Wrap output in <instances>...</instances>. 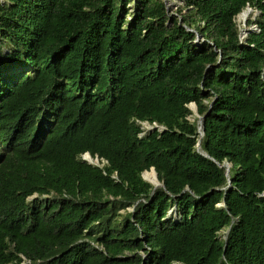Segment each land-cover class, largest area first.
I'll use <instances>...</instances> for the list:
<instances>
[{
	"label": "trees",
	"instance_id": "trees-1",
	"mask_svg": "<svg viewBox=\"0 0 264 264\" xmlns=\"http://www.w3.org/2000/svg\"><path fill=\"white\" fill-rule=\"evenodd\" d=\"M0 264H264V0H0Z\"/></svg>",
	"mask_w": 264,
	"mask_h": 264
},
{
	"label": "rangeland",
	"instance_id": "rangeland-1",
	"mask_svg": "<svg viewBox=\"0 0 264 264\" xmlns=\"http://www.w3.org/2000/svg\"><path fill=\"white\" fill-rule=\"evenodd\" d=\"M168 9H169V11H172V12H175L176 11V9H177V7L179 6V2H177V1H173V2H168ZM249 8V7H248ZM248 8H246L244 11H247L248 12ZM243 11V12H244ZM242 12V13H243ZM242 13H240L238 16H237V22H238V24H239V27H240V30H244V29H246V28H249V27H251V26H254V25H250V26H248L247 24H248V21H249V19H251V18H255V16H257L258 15V12L257 11H255V10H251L250 12H248V15L244 18V17H242ZM130 17V16H129ZM131 18V17H130ZM7 51V50H6ZM190 107H191V109L193 110V112H194V115L191 117V120H194V118L195 117H198L199 118V115H198V113H197V107H196V105H190ZM144 126L146 127V128H151V126H149L147 123H145L144 124ZM85 156V155H84ZM91 161L93 162V163H95V164H99V165H101L100 163H99V160H98V158H95V159H91ZM147 172V171H146ZM151 175V174H150ZM152 176V175H151ZM152 181V180H151ZM225 233V232H224ZM223 232H222V234H224Z\"/></svg>",
	"mask_w": 264,
	"mask_h": 264
},
{
	"label": "water",
	"instance_id": "water-1",
	"mask_svg": "<svg viewBox=\"0 0 264 264\" xmlns=\"http://www.w3.org/2000/svg\"><path fill=\"white\" fill-rule=\"evenodd\" d=\"M251 10H252V8L249 7V8H248V12H250ZM257 29H258V28H257V25H254V26H251V27L246 28V29H244V30H241V31H240V37H241L242 39H244L245 37H247V35H248L250 32H252L253 30H257ZM192 105H195V104L192 103ZM199 119H200V122L204 123V117L199 116ZM202 135H203V133H202ZM198 147H200V142L198 143ZM84 159L87 160L89 163H93V162L91 161L92 156H91L89 153H86V154H85ZM229 167H230V165H227V171H229ZM151 170L154 171L155 174H156V176L158 177V174H157L155 168L152 167ZM145 172H146V171H145ZM145 172L142 174V176H143V178H144L145 180H147L146 177H145V175H144ZM147 181H149V180H147ZM149 182H150V181H149ZM151 183H152V182H151ZM152 184H154V183H152ZM162 185H163V183H161L160 181H159L157 184H154L155 187L162 186Z\"/></svg>",
	"mask_w": 264,
	"mask_h": 264
},
{
	"label": "bare ground",
	"instance_id": "bare-ground-1",
	"mask_svg": "<svg viewBox=\"0 0 264 264\" xmlns=\"http://www.w3.org/2000/svg\"><path fill=\"white\" fill-rule=\"evenodd\" d=\"M248 15V12L247 11H244L243 13H242V17H246ZM152 176H151V175ZM145 177H146V179L147 180H149V181H151L152 183H154V184H157L158 182H159V179H158V177L156 176V174H155V172L154 171H150V172H145Z\"/></svg>",
	"mask_w": 264,
	"mask_h": 264
}]
</instances>
